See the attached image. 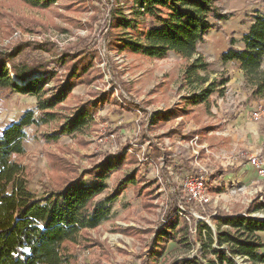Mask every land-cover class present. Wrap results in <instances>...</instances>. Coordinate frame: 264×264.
<instances>
[{
  "label": "rangeland",
  "instance_id": "rangeland-1",
  "mask_svg": "<svg viewBox=\"0 0 264 264\" xmlns=\"http://www.w3.org/2000/svg\"><path fill=\"white\" fill-rule=\"evenodd\" d=\"M119 2L124 6L127 0H59L48 8L32 7L22 0H0V47L29 43L33 55L47 59L54 53L37 44H48L61 53L84 42L98 52L85 81L58 107L64 118L27 128L26 152L13 156L24 165L30 189L42 196L60 188L75 173L103 162L107 154L119 153L125 155L124 165L107 179L106 193L125 174L137 171L140 180L115 201L108 221L82 233L81 243L72 246L78 257L75 264H141L159 222L166 218L172 194L180 187L186 194L197 178L204 182L208 202L202 205L196 200V204L213 215L244 212L264 194V179L250 161L258 156L264 162V121H257L252 113L264 105V95H254L248 79L236 80L238 64L221 59L232 38L237 47H244L243 35L253 16L264 12V0H218L228 19L218 21L220 27L209 31L198 52L211 64L208 72H202L210 82L224 77L230 81L222 93L211 95L210 103L168 121H160L157 114L174 109L193 92L182 80L191 60L175 52L153 59L109 49L106 33L111 10ZM125 13L130 12L125 9ZM88 103H95L97 111L82 130L56 142L45 139L44 135ZM29 109L39 113L36 97L1 94L0 133ZM169 158L192 171L178 175ZM192 215L215 227L210 216L203 217L199 211ZM261 236L264 240V233ZM177 247L175 242L168 244L163 264H171Z\"/></svg>",
  "mask_w": 264,
  "mask_h": 264
},
{
  "label": "trees",
  "instance_id": "trees-1",
  "mask_svg": "<svg viewBox=\"0 0 264 264\" xmlns=\"http://www.w3.org/2000/svg\"><path fill=\"white\" fill-rule=\"evenodd\" d=\"M38 8H48L59 0H22ZM129 10V15L125 13ZM228 19L218 0H127L111 10L109 49L127 51L153 59L167 58L175 52L191 60L182 80L193 92L182 98L174 109L159 112L160 121L187 115L191 109L210 103L215 92H223L229 77L210 82V62L198 52V45L209 31L219 28L218 21ZM244 47L232 38L222 53L223 63L237 61L254 86L253 93L264 95V12H257L243 35ZM29 43L0 47V99L3 93H20L37 98V110L29 109L0 133V264H75L72 246L81 243L82 233L99 227L113 215V205L128 186H138L137 171L125 174L111 192L107 179L124 165V154H107L105 160L75 173L60 188L38 196L30 189L24 165L13 159L26 152L27 128L64 118L58 110L73 88L85 81L94 65L96 47L87 43L61 53L48 44H37L47 59L33 55ZM50 82H54L50 85ZM103 100L104 94L100 95ZM98 102H102L101 100ZM96 104L88 103L70 116L52 133L49 142L82 130L96 114ZM168 163L183 176L189 166L173 158ZM175 190L166 218L159 222L148 253L141 264H163L168 244H177L171 264H264V194L253 200L246 211L213 215L196 204L188 194ZM180 203V204H179ZM181 205L185 208L184 212ZM193 211L211 217L213 228L204 220H194ZM183 213V214H182ZM192 220L189 223L188 220Z\"/></svg>",
  "mask_w": 264,
  "mask_h": 264
},
{
  "label": "built area",
  "instance_id": "built-area-1",
  "mask_svg": "<svg viewBox=\"0 0 264 264\" xmlns=\"http://www.w3.org/2000/svg\"><path fill=\"white\" fill-rule=\"evenodd\" d=\"M253 117L257 121H264V105H260L252 109ZM262 179H264V162L258 156H252L250 159ZM196 184L188 189V194L194 200L201 203H207L208 199L205 197L204 182L197 178Z\"/></svg>",
  "mask_w": 264,
  "mask_h": 264
},
{
  "label": "crops",
  "instance_id": "crops-1",
  "mask_svg": "<svg viewBox=\"0 0 264 264\" xmlns=\"http://www.w3.org/2000/svg\"><path fill=\"white\" fill-rule=\"evenodd\" d=\"M228 48H229V47L223 49L222 53L225 52ZM231 63H236V64L239 65V73H238V75H237V79H236V80H238L239 82H242V81H244L245 79H247V75H246L245 72L241 69V63H240V62H237V61H233V62H231ZM262 233H264V231H263V232H260V235H261Z\"/></svg>",
  "mask_w": 264,
  "mask_h": 264
}]
</instances>
